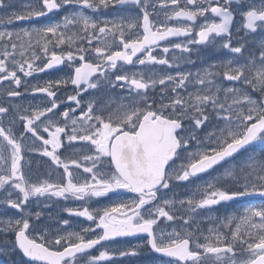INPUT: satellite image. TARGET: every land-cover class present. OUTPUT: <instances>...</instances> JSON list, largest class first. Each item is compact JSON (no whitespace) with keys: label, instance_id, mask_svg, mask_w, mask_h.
I'll use <instances>...</instances> for the list:
<instances>
[{"label":"snow or ice","instance_id":"6c2138e0","mask_svg":"<svg viewBox=\"0 0 264 264\" xmlns=\"http://www.w3.org/2000/svg\"><path fill=\"white\" fill-rule=\"evenodd\" d=\"M205 49L224 59L181 70ZM145 252L264 264V0H0V254Z\"/></svg>","mask_w":264,"mask_h":264},{"label":"flooded vegetation","instance_id":"af4514ba","mask_svg":"<svg viewBox=\"0 0 264 264\" xmlns=\"http://www.w3.org/2000/svg\"><path fill=\"white\" fill-rule=\"evenodd\" d=\"M112 13L109 12L107 13V15H111ZM59 17L58 16H55V15H50L49 17L47 18H42L40 20V22H43V23H48V22H51V21H55L57 20ZM39 21H33V22H27V21H24V22H17V26H24V27H28L30 26L31 24L33 23H38ZM182 39V38H181ZM163 43H167V41L163 42ZM218 50V49H216ZM213 49H205L203 51H201L198 56L199 58L197 59V54H194L193 55V59H196V64L194 65H184L183 68L181 70H192L193 72H195L196 70L198 69H201L202 67H207L209 66L210 64L214 63V56H213ZM171 55V53H170ZM71 70L64 67V66H60L58 68H55V69H52V70H48L44 73H39L38 76H39V79L41 80H49V79H60V78H64L66 77L69 72ZM167 71H170V72H175L177 71V69H168ZM71 89H72V86L69 85V87L67 89H61L60 92L58 93L59 95L61 96H64L66 94H72L71 92ZM85 96L87 97V94H85ZM61 107L63 108L64 105H61ZM178 191H181L183 192L184 189H179ZM130 194H124L122 197H115L114 194H109L108 197H102L100 198V200L102 201V203H100L99 207H103V206H108L112 203H115V202H118L119 199H127L129 198ZM251 199V198H249ZM80 203L82 202H79V201H72L70 202V206H78ZM236 208H239L240 205L237 204L235 205ZM59 210V206H56L52 209H50V211H52L53 213L57 212ZM62 215L64 216H67L66 213H61ZM74 221L76 220H80V221H83V218H72ZM83 223L87 224L88 222L87 221H83ZM120 239V245L121 247H128L130 245H135L136 243H142V240L141 238L137 237V238H119ZM95 251V250H93ZM136 261H137V264H154V263H160V260L163 259L159 256H156L154 253H151V252H145L142 256L140 257H137L135 258Z\"/></svg>","mask_w":264,"mask_h":264},{"label":"rangeland","instance_id":"374dc122","mask_svg":"<svg viewBox=\"0 0 264 264\" xmlns=\"http://www.w3.org/2000/svg\"><path fill=\"white\" fill-rule=\"evenodd\" d=\"M215 62H219V61H215ZM47 211H50V210H47ZM0 264H13V259H11V256L9 254H0ZM154 264H160V263L156 262Z\"/></svg>","mask_w":264,"mask_h":264}]
</instances>
